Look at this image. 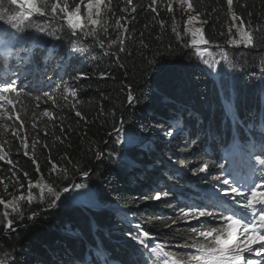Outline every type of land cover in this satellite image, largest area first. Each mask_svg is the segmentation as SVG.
I'll use <instances>...</instances> for the list:
<instances>
[{
	"label": "trees",
	"instance_id": "trees-1",
	"mask_svg": "<svg viewBox=\"0 0 264 264\" xmlns=\"http://www.w3.org/2000/svg\"><path fill=\"white\" fill-rule=\"evenodd\" d=\"M190 2L211 46L233 39V14L253 33V46L230 49L241 67L227 84L190 48L187 12L169 0H105L92 35L71 29L63 14L47 15L57 27L54 40L0 46V80H14L20 90L9 94L15 111L5 105L0 113V144L13 162L0 161V198L28 197L33 185L31 202L18 200L7 218L0 207L4 264H153L162 259L141 253L129 236L137 225L150 233V246L169 253L194 243L193 228L225 230L220 217L232 210L214 198V177H245L264 156V71L245 68L264 49V0H233L231 9L227 0ZM62 3L69 10L84 4ZM9 35L19 37L0 32V42ZM242 149L252 154L228 167L229 154ZM204 162L208 171L193 175ZM75 184L85 187L62 191ZM48 187L62 195L55 206ZM155 191L159 200L145 199ZM195 209L214 215H186Z\"/></svg>",
	"mask_w": 264,
	"mask_h": 264
},
{
	"label": "snow or ice",
	"instance_id": "snow-or-ice-1",
	"mask_svg": "<svg viewBox=\"0 0 264 264\" xmlns=\"http://www.w3.org/2000/svg\"><path fill=\"white\" fill-rule=\"evenodd\" d=\"M83 3L84 0H81ZM187 3L189 9L193 8L190 0H183ZM12 5H16L19 8L15 14L9 17V21H17L18 19H28L34 15L45 16L51 15L55 17L58 14H63L62 18L66 20L67 24L73 30H82L84 27L83 18L80 12V5H77L75 9L69 10L67 3H62V0H52L49 3V0H10ZM105 3V0H86V7L88 12V21L91 25H101L103 21L100 19L101 16V6ZM128 3H131V0H128ZM156 3V0H153V4ZM229 9L233 4V0H227ZM93 9L95 13L93 14ZM171 11V6L168 8ZM95 15L96 18H93ZM199 14L196 16H188V22L197 20ZM233 21L235 22L238 18L233 14ZM234 27H237L236 24H233ZM43 31V29H40ZM192 33V44L193 45H206L208 41L205 40L202 36L199 40L196 39L197 35L201 33V29L193 28L190 29ZM255 31H259L256 29ZM237 32L240 36L239 43L246 44L248 46L254 45V36L251 31H248L246 27L242 24L237 27ZM94 34L90 32L89 35ZM232 43H237L236 40H232ZM18 44L31 45L32 38L30 36L18 37L15 41L12 36H6L3 42H0V46L5 49L15 48ZM38 47V45H37ZM207 63V61H205ZM151 63V62H149ZM15 81L10 79L0 80V113L6 114L5 105H10L15 111V100L10 97L11 93H19V89L15 86ZM72 96H75L76 93L74 90H66ZM45 96H49V93H44ZM39 99V97H37ZM134 97L129 92L128 101L132 103ZM44 115H48L45 111ZM77 116H80V113H76ZM13 117L7 115V119L11 120ZM16 120H20L19 113L15 115ZM14 136L18 135V131H13ZM168 136L173 135V130H169L166 133ZM26 140V137L24 138ZM131 143V140L129 141ZM25 148L28 147L27 143L23 145ZM27 154V153H26ZM257 162L259 165L264 166V156H257ZM0 161H6L8 164H12L11 159H8V153L4 149V145L0 144ZM223 169V165L219 166ZM56 169V165H53V170ZM209 169V163L204 162L199 167L193 170V175L198 173L207 172ZM66 171V170H65ZM27 176V173L24 174ZM83 175L87 176L88 173L85 172ZM223 175V172H222ZM228 176L231 178L220 179L219 177H214L220 185V193L223 196L229 197L232 201L241 205L242 212L237 215L236 212L231 213L227 216H221L220 218L227 223L226 234L223 230L217 228L200 230L193 228L191 231L194 234L193 239L194 243L190 247L195 248L199 255H189L186 259L177 258L174 255H171L169 252L164 251L162 246H150L146 241L151 240L149 232L143 231L140 225H137L138 234L133 236L132 233H129V236L140 243L146 251L150 252L152 255H155L158 259H162V264H256L255 261L245 260V257L242 255L243 252H253L255 251L257 255L264 254V234H261L264 231V173H261L259 177H255V173L252 176L247 178L232 177V173L229 172ZM255 177V178H253ZM3 181L0 180V183ZM32 182H29V196L25 197L23 192H21L19 197H13L11 201H5L3 198H0V204H3L5 207L4 216L7 218L9 216L8 209L11 208L12 211L16 210V201L27 199L28 202H31V188ZM39 187V185H36ZM5 186V190H6ZM23 188V185L20 186ZM85 185L75 184L70 185L62 189L63 192H69L70 188L82 189ZM48 192L54 196V199L51 201L50 206H55L57 200L60 199V193L52 187H48ZM41 198H43V192L41 193ZM161 198V193L156 192L155 195L150 197H145V199H155L159 200ZM241 200L243 202H241ZM259 206V207H258ZM186 215H191L193 218L199 220L200 217L212 216L214 213L208 212L206 210H190ZM35 213L32 214L34 218ZM13 221L7 219L6 227L11 228ZM197 237L203 238L196 239ZM210 238V240H209ZM253 245H258L255 249ZM188 246V245H185ZM14 264V262H12ZM99 264V261L97 262ZM264 264V261L260 262Z\"/></svg>",
	"mask_w": 264,
	"mask_h": 264
},
{
	"label": "rangeland",
	"instance_id": "rangeland-1",
	"mask_svg": "<svg viewBox=\"0 0 264 264\" xmlns=\"http://www.w3.org/2000/svg\"><path fill=\"white\" fill-rule=\"evenodd\" d=\"M83 5H80V12L81 16L83 18V24L84 27L82 32H93L97 29L98 25L93 26L91 23L88 21V12H87V7H86V0L83 2ZM169 4L175 5L177 9H179L181 12H187V19H186V31L189 32V34L192 35L190 29L193 28H199L202 31V20L198 16L197 20H194L192 22H188V16H196L195 14H192L190 11H188V6L186 2H183V0H169ZM104 6V4L101 6V8ZM17 11H19L18 6L12 5L10 3V0H0V32L3 33L6 31L8 34H15L19 37L22 36H30V37H39L42 40L47 38V39H52L54 40L55 34L57 32V27L56 24H54L52 21L49 19H46L47 15L45 16H39V15H34L33 17H30L28 19H23L20 20L18 19L17 21H9V17L13 14H15ZM95 13V9H93V14ZM45 17V18H44ZM44 19L45 21L43 22H38L39 20ZM93 18H96L95 15H93ZM101 19V16H100ZM236 24V26H241L239 21H233L232 20V28L234 32V36L232 40H236L237 43H232L231 41L227 45H221L222 47H216V46H211L209 44L206 45H191L190 48H194L196 51V55L198 56L199 59L203 60V62L207 61V63H212L213 66V73H215V76L217 77H222L225 78V84H227L229 79H233V76H236L238 74V69L240 66L239 60L235 59L232 57L231 53H229L230 49L232 47H247L248 45L239 43L240 41V36L237 32V27H234L233 24ZM67 26V22L65 23ZM70 27V26H69ZM40 29H43L41 31ZM83 34V33H82ZM202 34H198L196 39L199 40L201 38ZM193 39V37H192ZM251 47V46H249ZM1 53V50H0ZM258 63L254 64H245L246 66L252 67L253 69L256 70H262L264 71V49L261 50V52L256 56L254 59ZM206 63V62H205ZM210 65V64H209ZM258 65V66H255ZM256 148V147H255ZM255 150V149H254ZM246 153L249 155L251 154L250 149H242L239 152H234L229 154L232 163L230 165H227L228 167H234L239 164H241L245 158H246ZM196 166V165H195ZM191 170V168L189 169ZM188 169L185 170V172L189 171ZM255 173V177H259L261 173H264V166L259 165V163H256L251 166L250 168V174L251 176ZM253 177V178H255ZM156 191L154 192L155 195ZM217 193V196H214V198H217L218 200L222 201L223 203L229 204V206H233V208L236 209L237 212L242 211L241 207H239V204L235 203L232 201L229 197L223 196L221 193ZM62 195H60L61 199ZM59 199V200H60ZM58 201V200H57ZM243 202V201H242ZM212 204H218L219 201H212L210 202ZM232 204V205H231ZM16 206L19 208L20 204L19 201H16ZM241 206V205H240ZM0 207L2 209V212H5V207L3 204H0ZM259 207V206H258ZM6 218V217H5ZM226 229H227V224L226 228L224 230V233L226 234ZM261 234H264L263 231ZM203 238H201L202 240ZM254 249L258 247V245H253L252 246ZM141 249V253L145 250V248H139ZM170 253L171 255L176 256L177 258H184L186 259L189 255H199L197 250L195 248L188 246H180L176 249H174ZM242 255L245 257V260H252L255 261L256 264H260V262L264 261V254L257 255L255 251L253 252H243ZM1 259V255H0ZM150 259L145 262V264H151ZM0 264H4V261L0 260ZM153 264H162V260H159Z\"/></svg>",
	"mask_w": 264,
	"mask_h": 264
}]
</instances>
